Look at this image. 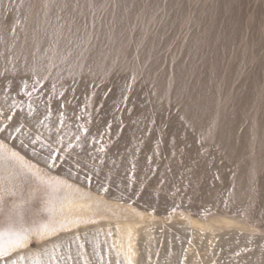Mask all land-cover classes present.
Returning a JSON list of instances; mask_svg holds the SVG:
<instances>
[{
  "label": "bare ground",
  "instance_id": "bare-ground-1",
  "mask_svg": "<svg viewBox=\"0 0 264 264\" xmlns=\"http://www.w3.org/2000/svg\"><path fill=\"white\" fill-rule=\"evenodd\" d=\"M39 1L45 6L48 17L54 15L58 18L56 31L58 35L65 36V40L59 47V54L58 50L55 53L58 56L53 55L52 58L46 56L44 39L33 43L32 53L31 41L28 40L22 55L14 60L19 49L15 35L23 31L25 15H16L17 6L10 17L0 19V81L5 80L0 98L8 100L12 91L27 90L33 80H41L45 72L53 75L78 71L89 73V77H85L89 84L101 82V87H105L116 72L124 75L131 67L138 70L144 50L140 47L130 49L132 39L126 34L119 40L120 19L115 13L109 14V5L114 4L113 1L106 0L104 6L110 19L105 27L98 17L86 9L81 10V14H86L95 31L104 38L95 47L82 40L77 42L79 33L70 19L75 8L67 0ZM228 3L229 0H220L215 12L208 14L203 27L198 29L195 39L202 38L203 42L196 48L197 58L180 63L174 74L162 73L155 90L159 103L155 120L162 119L171 106L172 111L170 114L167 112L169 131L176 135L189 127L187 139L194 146V154L191 150V155H188V148H182L180 143L169 144L162 125L154 127L146 115L143 120L128 121L122 141L112 147V152L117 150L121 154L98 157L94 149L87 154L118 171L130 173L140 169L150 174L143 168L144 151L152 152L149 135L155 128L160 133L159 142L164 143L163 148L169 145L160 166L163 172L153 173L156 184L163 182L164 192L138 193L135 188L122 183L109 191L107 184L106 187L97 184L82 170L77 172L78 167L73 161L62 163L48 152L38 136L62 139V144L71 143L73 137L78 136L77 105H69L63 118L57 120L48 118L44 104L22 103L17 109L21 126L13 123L4 125L0 121V137L28 157L52 166L60 174L92 185L110 197L126 201L136 198V204L144 210L141 216L131 207L105 204L95 197L78 195L74 203L78 215L101 217V222L92 229L93 237L90 235L74 242L66 236L46 241L32 251H14L7 264H133V257L137 264H264V1L253 11L242 3L235 5L229 14L226 12ZM36 10L40 17L41 12ZM148 11L145 8L141 12L142 19L147 17ZM153 24L168 25L160 15L150 19L149 25ZM143 34L152 42L164 35L162 32L153 35L148 31ZM171 41L167 36L162 41L163 47L170 45ZM185 41L183 46H186ZM64 53L74 55V59L58 65L59 55ZM30 56L32 65L28 61ZM250 65L254 66L253 70L245 73ZM26 73H35L36 77L32 79ZM222 73L227 74L222 78ZM72 78L66 84L72 83ZM150 78L151 75L144 77L141 85ZM87 91L91 93L89 89ZM93 94L97 105L102 98L101 93ZM118 123L121 125V120ZM28 129H32L31 132ZM98 129V125H93L89 132L91 134ZM78 142L85 145L86 138H80ZM130 142L134 157L123 153ZM189 169L196 190L190 194H173L169 178L178 172L187 175ZM99 177L112 181L104 175ZM174 206L191 210L189 218L178 211L172 212ZM210 213L218 215L217 223L197 217ZM231 217L236 220L232 222ZM60 244H66L63 255L59 254Z\"/></svg>",
  "mask_w": 264,
  "mask_h": 264
},
{
  "label": "rangeland",
  "instance_id": "rangeland-1",
  "mask_svg": "<svg viewBox=\"0 0 264 264\" xmlns=\"http://www.w3.org/2000/svg\"><path fill=\"white\" fill-rule=\"evenodd\" d=\"M67 1L68 4L73 5L75 8L73 10V17L70 19H72L71 22L74 21L73 25L77 27L76 30L79 33L77 42L82 40L91 47H95L104 38L100 36L101 34L99 32L95 31L94 25L88 20L86 14H81V10L86 9L90 14L98 17L103 27L108 26L110 19L108 12L105 11L106 7H104L108 0ZM110 1H113L114 4L110 3L109 5V14L115 13L121 23V31L118 36L119 40L126 34L128 38L132 39L129 45L130 49L137 50L140 47L144 50V56L139 62L138 70L135 71L131 67L124 72V75L116 72L110 77L107 83L108 85L106 84L105 87H101V82H98L99 84H95V82L94 84L93 82L89 84L88 80L85 79V77H89V73H80V71L77 73H55L54 75L53 73L45 72L41 80L35 78V73H26L30 78H35V80H33L30 88L23 92L19 90L12 91L10 99L0 98V121L4 125L13 123L16 126H21V123L17 119V109L22 103L31 102L29 105L32 103L44 104L47 109L46 113L48 114V118H55L57 120L63 118L69 105H77L75 120L80 128L78 136L73 137V142L64 144H62L63 142L61 143L62 139H54V137L51 138L50 136L43 137V135L38 136L40 142L47 148V151L52 153L54 157L59 158L62 163L68 164L69 160V162L73 161L78 167V171L74 168L75 171L80 172L82 170V173H86V177L97 184L104 186L107 184L106 186L108 188L105 187L109 191H112V188H117L118 183H122L128 188H135L138 193L152 190L164 192L162 188L164 186L163 182L156 184L153 181V175H155L153 173L163 172V170H160V166L164 162L166 150L168 152L169 145L165 144L166 147L163 148L164 143L159 142L160 133L155 128L149 135L152 138V152L148 150L144 151L145 165L143 164V168L148 170L150 174L143 173L139 171L140 169L131 170L130 173L118 171L111 168L110 165L100 162L97 158L92 159L93 157L87 154L93 152V149L98 157L107 156L108 154H121V151L117 150L112 152V147L122 141L129 120H133L132 122L143 120L142 118L145 115L147 121L151 120L150 124L154 127L155 125H162L161 127L165 130L166 138H169V144L170 142L180 143L182 148H188V155H191V150L193 151L192 155L194 154V146L190 139H187L189 137L187 133L190 130L189 127L176 135L172 131H169V115H167V112L170 114L172 111L171 106H168V110H166L162 119H158L159 121L155 120L158 118L156 111L159 105L156 101L155 90L162 73L170 72V74H174L176 73V67L180 63H186L189 59L197 58L195 51L198 45L202 44L203 39H195V36L199 31L198 29L203 27L208 14L215 12L220 0ZM263 1L229 0L230 3L226 7V12L229 14V11L231 12L235 5L241 3L246 9L248 8L253 11L256 6L262 5ZM16 7L18 8L16 15L18 17L25 15V19L23 22V31L20 35H15L19 42V49L14 60L16 58L19 59L22 55L23 46L28 40L31 41V53L34 50L33 43L37 39H44L43 46L45 45L46 48V56L52 58L53 55H56L57 50L59 54V47L62 41L65 40V36L57 34L58 22L56 23V20L58 18L54 15L52 18L48 17L45 6L39 0H0V19L4 20L10 17ZM145 8H148L149 11L147 17L142 19L140 14ZM36 9L41 12L40 15H42L40 17H38ZM159 15L166 20V23H168L167 27H162L158 24L149 25L150 19ZM183 24L186 27L182 28L181 26ZM145 31L153 35L162 32L164 35L161 34L158 40L152 42L149 38L144 37L143 33ZM167 36L171 37L172 41L170 45L163 47L162 41ZM184 40H186V46H183ZM56 46L58 47L55 48ZM58 59V65H65L70 59H74V55L64 53L59 55ZM28 61H31V65L33 64L31 56ZM253 68L254 66L250 65L245 73H250ZM225 74L227 73H222V78ZM147 75H151L150 80L141 85V80ZM72 76L76 77L72 78ZM71 78L74 83L66 84V81ZM4 81H0V89ZM94 92H100L102 96L97 105L93 101ZM106 111L109 113L107 112L105 117L104 114ZM119 117L122 118L120 119ZM119 120H121V125L118 123ZM93 125H98L99 129L90 134L89 129ZM31 130L28 129L29 132ZM143 134L141 133V136ZM173 135L174 137L172 138L171 136ZM2 138L1 136L0 242L3 243V246L9 251L10 255L14 251H32L39 245H44L46 241H54L61 237L67 236L74 242H77L80 238H89L90 235L93 237L92 229L101 222V217H81L78 215L74 208V203L78 195L86 198L95 197L105 204L114 203L120 207H131L141 214V216L144 215V210L136 204V198H131L126 201L116 197H110L92 185L75 180L68 175L66 176V174H60L52 166L43 165V163L28 157L10 144L7 139ZM80 138H86V146L78 142ZM127 146L128 149H125L126 152L124 151L123 153L132 154L133 152L130 149L132 147L131 142ZM197 156L200 155L197 154ZM190 171L189 169L187 175H182L178 172L171 175V177L165 176L171 179L169 185H171L170 190L173 194L194 193L197 186H194L195 184L192 182ZM100 175H104L112 181L103 180L99 177ZM126 196L128 197L127 194ZM188 200L191 201L192 199L189 197ZM174 207L171 209L172 212L178 211L184 216L187 215L188 218L192 212L191 210L186 211L179 206ZM217 216L210 213L197 217L207 222L214 220L213 223H217V219L219 218ZM231 218H233L232 222L236 220L234 217ZM173 221L174 218L171 219V222ZM65 246L66 244L58 245L60 255L64 254L63 248ZM3 261L5 260L0 259V264H4ZM132 262L133 264L138 263L135 257H133Z\"/></svg>",
  "mask_w": 264,
  "mask_h": 264
},
{
  "label": "snow or ice",
  "instance_id": "snow-or-ice-1",
  "mask_svg": "<svg viewBox=\"0 0 264 264\" xmlns=\"http://www.w3.org/2000/svg\"><path fill=\"white\" fill-rule=\"evenodd\" d=\"M0 259L5 260V264H7V261L11 259L9 251L3 246L2 242H0Z\"/></svg>",
  "mask_w": 264,
  "mask_h": 264
}]
</instances>
